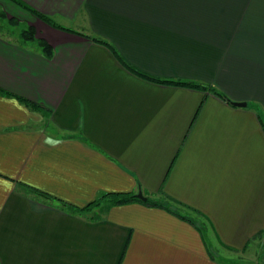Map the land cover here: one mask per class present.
<instances>
[{
    "label": "crops",
    "instance_id": "0c3cea01",
    "mask_svg": "<svg viewBox=\"0 0 264 264\" xmlns=\"http://www.w3.org/2000/svg\"><path fill=\"white\" fill-rule=\"evenodd\" d=\"M17 1L105 38L141 71L245 105L142 79ZM17 1L0 10L32 24L52 55L1 26L0 87L50 113L43 125L0 94V264H242L213 249L238 252L264 232V0ZM16 181L77 206L138 187L182 206L132 201L89 218Z\"/></svg>",
    "mask_w": 264,
    "mask_h": 264
},
{
    "label": "trees",
    "instance_id": "16d2710c",
    "mask_svg": "<svg viewBox=\"0 0 264 264\" xmlns=\"http://www.w3.org/2000/svg\"><path fill=\"white\" fill-rule=\"evenodd\" d=\"M17 1V0H14ZM17 3L22 6L23 8H25L27 11H29L33 16H35L37 19H39L40 21L44 22L47 25L56 27V28H60V29H64V30H68V31H73L76 33H79L81 35H84L85 37H88L90 40L102 44L104 46H106L109 51L112 53V55L115 57V59L128 71H130L131 73H133L134 75L148 80L150 82H154V83H160V84H170V85H175V86H185V87H189V88H195L198 90H202V91H206V92H210L216 96H218L219 98L226 100L227 102L230 103V100L220 91L218 90L215 86L203 82V81H198V80H192V79H180V78H163V77H158V76H154L151 75L149 73H146L144 71H141L135 67H133L131 64H129L127 61H125L120 54L117 52L116 48L109 42L107 41L105 38L96 35V34H83L79 31L67 28L65 26H62L58 23H56L54 20H52L49 16L33 9L31 6L22 3V2H18ZM3 18H5L6 22L9 25H15L18 23L17 18L13 17V16H7L4 11L0 10V20H2ZM1 23H0V28H1ZM17 36L15 40H17L19 43L21 44H26L27 42L33 41L38 47L39 50L41 51V53L46 57V58H50L52 55V45L47 42L43 37L37 35L35 33V27L32 24L27 23L26 27L21 28L18 32H17ZM0 94H4V95H10L12 97H15V99L23 104L25 107H27L28 109L34 110L39 112L43 117V120L41 121V124L43 125H48V115L50 113V108L46 107L45 105L41 104L40 102L31 100L27 97H24L22 95H18L12 92H9L3 88L0 87ZM231 104V103H230ZM16 186L19 190L23 191L26 194H30L31 196H34L36 198H41L43 201H50V202H54L56 205L58 206H64V208H66L69 212L72 213H77V214H82L84 216L87 217H99L100 215H102V212H104L108 207L112 206V205H117V204H123V203H129L132 201H138L141 202L143 204L146 205H157V206H161L164 204V199H167L171 202H174V204L176 206H182L179 202L174 201L170 198L163 197V199H158L155 198L153 196L150 195H146L145 200H140L139 198H137L135 196V191H126V192H120V193H107L104 194L103 196L99 197V198H95L89 202H87L84 205H74L71 204L69 202H66L56 196H52L50 194H48L47 192L40 190L38 188H35L33 186L24 184L22 182H18L16 181ZM140 189L139 187L137 188V190ZM136 190V191H137ZM166 208H168L166 206ZM176 214H178L181 217H184L182 214L177 213V211H174ZM261 233V232H260Z\"/></svg>",
    "mask_w": 264,
    "mask_h": 264
},
{
    "label": "rangeland",
    "instance_id": "374dc122",
    "mask_svg": "<svg viewBox=\"0 0 264 264\" xmlns=\"http://www.w3.org/2000/svg\"><path fill=\"white\" fill-rule=\"evenodd\" d=\"M26 11V9H25ZM6 14V13H5ZM7 15V14H6ZM11 16V15H8ZM0 23L2 25V27H6V30L10 35V37H13L14 39H16L17 36V32L21 29L26 27L27 23L24 22H18V24H15L14 27L12 28L11 25H9L5 19L0 20ZM1 30L6 33L2 28ZM12 31V32H11ZM29 46H36L35 43H31ZM192 215L194 217H197V215H194L192 213ZM198 218V217H197ZM198 220L201 222V219L198 218ZM206 233V232H205ZM208 235L210 239H213V242H216L215 238L212 236L211 237V231L208 230ZM216 253L220 254L222 256V258L224 259H230L231 261H235L238 263H242V264H264V232L257 234L255 237H253L249 243L240 251L238 252H229L223 249H213ZM229 257H226V256Z\"/></svg>",
    "mask_w": 264,
    "mask_h": 264
},
{
    "label": "water",
    "instance_id": "95a60500",
    "mask_svg": "<svg viewBox=\"0 0 264 264\" xmlns=\"http://www.w3.org/2000/svg\"><path fill=\"white\" fill-rule=\"evenodd\" d=\"M230 103L232 105H236V106H244L245 105V102L244 101H234V100H230ZM135 196L137 198H139L140 200H145V196L142 194L141 190L138 189L136 192H135Z\"/></svg>",
    "mask_w": 264,
    "mask_h": 264
}]
</instances>
